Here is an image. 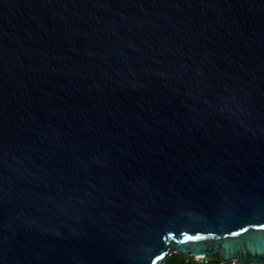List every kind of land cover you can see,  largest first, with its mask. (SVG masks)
Listing matches in <instances>:
<instances>
[{
	"label": "water",
	"instance_id": "obj_1",
	"mask_svg": "<svg viewBox=\"0 0 264 264\" xmlns=\"http://www.w3.org/2000/svg\"><path fill=\"white\" fill-rule=\"evenodd\" d=\"M261 198L264 0H0V264L263 262Z\"/></svg>",
	"mask_w": 264,
	"mask_h": 264
},
{
	"label": "trees",
	"instance_id": "obj_2",
	"mask_svg": "<svg viewBox=\"0 0 264 264\" xmlns=\"http://www.w3.org/2000/svg\"><path fill=\"white\" fill-rule=\"evenodd\" d=\"M215 259H218V257H215ZM164 264H198L193 261L191 257H183L179 254H171L168 256ZM208 264H216L214 260H211Z\"/></svg>",
	"mask_w": 264,
	"mask_h": 264
},
{
	"label": "snow or ice",
	"instance_id": "obj_3",
	"mask_svg": "<svg viewBox=\"0 0 264 264\" xmlns=\"http://www.w3.org/2000/svg\"><path fill=\"white\" fill-rule=\"evenodd\" d=\"M257 211L260 214H264V198H261V203L257 209ZM249 223H254L256 224L258 227L260 228H264V221H250ZM241 231H245V229L241 228ZM233 235H237L238 233H232ZM203 237L197 235V236H188L187 234H185V241L187 240H198V239H202ZM157 259H159V257H157ZM145 264H147V262H145ZM152 264H156V260L152 261Z\"/></svg>",
	"mask_w": 264,
	"mask_h": 264
},
{
	"label": "built area",
	"instance_id": "obj_4",
	"mask_svg": "<svg viewBox=\"0 0 264 264\" xmlns=\"http://www.w3.org/2000/svg\"><path fill=\"white\" fill-rule=\"evenodd\" d=\"M194 262L198 263V264H208L211 260H214V262L216 264H241L239 261L233 259V260H229V261H223L221 259H209V258H205V257H195L192 258ZM250 264H264L263 262H258V263H250Z\"/></svg>",
	"mask_w": 264,
	"mask_h": 264
}]
</instances>
